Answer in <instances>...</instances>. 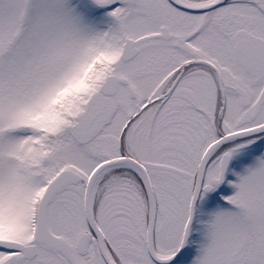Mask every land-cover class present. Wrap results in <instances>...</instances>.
<instances>
[{
  "label": "snow or ice",
  "instance_id": "6c2138e0",
  "mask_svg": "<svg viewBox=\"0 0 264 264\" xmlns=\"http://www.w3.org/2000/svg\"><path fill=\"white\" fill-rule=\"evenodd\" d=\"M0 264H264V0H0Z\"/></svg>",
  "mask_w": 264,
  "mask_h": 264
}]
</instances>
